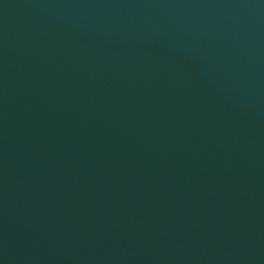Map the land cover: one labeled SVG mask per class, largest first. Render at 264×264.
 I'll list each match as a JSON object with an SVG mask.
<instances>
[{"label":"water","instance_id":"obj_1","mask_svg":"<svg viewBox=\"0 0 264 264\" xmlns=\"http://www.w3.org/2000/svg\"><path fill=\"white\" fill-rule=\"evenodd\" d=\"M0 264H264V0H0Z\"/></svg>","mask_w":264,"mask_h":264}]
</instances>
